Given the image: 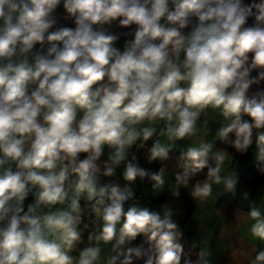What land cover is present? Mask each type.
I'll list each match as a JSON object with an SVG mask.
<instances>
[{
  "label": "clouds",
  "instance_id": "9594fccd",
  "mask_svg": "<svg viewBox=\"0 0 264 264\" xmlns=\"http://www.w3.org/2000/svg\"><path fill=\"white\" fill-rule=\"evenodd\" d=\"M262 82L264 0H0V264H209L132 184L158 196L172 162L173 197L235 196L253 149L264 178Z\"/></svg>",
  "mask_w": 264,
  "mask_h": 264
},
{
  "label": "crops",
  "instance_id": "0c3cea01",
  "mask_svg": "<svg viewBox=\"0 0 264 264\" xmlns=\"http://www.w3.org/2000/svg\"><path fill=\"white\" fill-rule=\"evenodd\" d=\"M219 126V120L210 125L213 134ZM211 138L209 136V139ZM180 143L186 146L188 142ZM143 151L139 159L140 166L155 171L154 164L150 165L144 160ZM254 164V149L248 161H240L236 158L233 161V166L240 172V179L242 174L254 167ZM122 171L121 167L117 170V174L122 175ZM165 182V190L158 196L153 193L148 179L142 181L138 177L132 187L135 195H142L139 201L142 206L158 209L160 202L168 203L173 209V218L180 224L185 234L183 238L185 246L190 248L195 242L197 251L203 248L207 252L205 259L209 264H249V259L255 255L254 248H264V244H260L250 236L249 228L252 221L247 217L249 201L243 200L241 196L242 192L249 189L242 179L235 196L224 192L223 186H216L213 196L204 202L194 200L188 190L183 188L178 189L181 193L178 197H173L171 185L175 181L171 170L166 173ZM255 192V197H250V200L254 199L256 205L264 211V204L261 203L264 186Z\"/></svg>",
  "mask_w": 264,
  "mask_h": 264
},
{
  "label": "trees",
  "instance_id": "16d2710c",
  "mask_svg": "<svg viewBox=\"0 0 264 264\" xmlns=\"http://www.w3.org/2000/svg\"><path fill=\"white\" fill-rule=\"evenodd\" d=\"M118 31H120V29L117 28V32ZM253 75H255V73H253ZM261 86H264V82H262ZM256 88H257V86L253 85L251 91L256 90ZM217 147H219V148H227L230 153H232L234 151L233 149H231L225 143H218ZM251 153H252V150H250V155H251ZM171 155L173 157V162H174V157L177 155V153L174 151ZM250 155L242 156V155L236 153L234 158H236V159H238L240 161H248L249 158H250ZM154 167L157 168L158 164H154ZM171 169H172V162H170V164H169V170H171ZM200 175L203 176V173H201ZM241 179H242L244 185L248 189L252 188V189H255V191H256L259 188H262L264 186V178H262L261 176H259L257 174V171H256V169L254 167L249 169L246 173L242 174L241 175ZM141 243H142V240L139 237L137 238L136 241L133 242L134 246H138ZM134 264H142V261H136V262H134Z\"/></svg>",
  "mask_w": 264,
  "mask_h": 264
},
{
  "label": "built area",
  "instance_id": "2783aa9c",
  "mask_svg": "<svg viewBox=\"0 0 264 264\" xmlns=\"http://www.w3.org/2000/svg\"><path fill=\"white\" fill-rule=\"evenodd\" d=\"M112 31L113 32H117V28L114 26ZM137 155H138V157L140 159V157L142 155V150L140 152H138ZM138 162H140V161H138ZM108 179H114L116 182L120 183L121 186H123L125 183H128V182L123 180L122 175H118V174H116V176L114 178H108ZM136 198H137L138 201H140L142 199V195L141 194H137Z\"/></svg>",
  "mask_w": 264,
  "mask_h": 264
}]
</instances>
